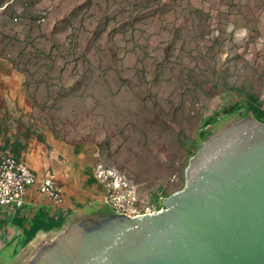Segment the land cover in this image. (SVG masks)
Instances as JSON below:
<instances>
[{"label":"rangeland","instance_id":"1","mask_svg":"<svg viewBox=\"0 0 264 264\" xmlns=\"http://www.w3.org/2000/svg\"><path fill=\"white\" fill-rule=\"evenodd\" d=\"M9 7L20 21L0 31V114L90 146L156 207L183 188L201 134L210 139L249 118L223 116L242 98L230 86L264 100V0H15ZM54 239L16 256L1 245L0 264H34Z\"/></svg>","mask_w":264,"mask_h":264},{"label":"water","instance_id":"2","mask_svg":"<svg viewBox=\"0 0 264 264\" xmlns=\"http://www.w3.org/2000/svg\"><path fill=\"white\" fill-rule=\"evenodd\" d=\"M34 264H264V123L202 143L163 210L86 218Z\"/></svg>","mask_w":264,"mask_h":264},{"label":"crops","instance_id":"3","mask_svg":"<svg viewBox=\"0 0 264 264\" xmlns=\"http://www.w3.org/2000/svg\"><path fill=\"white\" fill-rule=\"evenodd\" d=\"M10 15V12L5 16L3 13L1 21ZM14 133L16 130L0 128V158L12 153ZM39 136L21 138L15 157L37 176L38 183L41 178L53 176L63 187L65 203L55 205L39 191L37 183L28 188L21 208L0 206V246L13 247L14 252L28 235L35 234V237L26 247L33 241L56 239L71 225L86 218L115 214L104 201L102 187L94 178V167L101 162L97 153L88 145L70 144L51 133L43 132V141ZM47 227L51 229L46 231Z\"/></svg>","mask_w":264,"mask_h":264},{"label":"built area","instance_id":"4","mask_svg":"<svg viewBox=\"0 0 264 264\" xmlns=\"http://www.w3.org/2000/svg\"><path fill=\"white\" fill-rule=\"evenodd\" d=\"M10 3L11 0L4 4L0 1V14ZM94 178L102 187L104 199L116 215L136 218L164 209L144 201L137 181L116 167L98 162L94 168ZM175 178L173 176L172 181ZM37 183V176L26 164L9 154L0 158V206L13 205L21 208L28 188ZM38 184L39 191L55 205L61 206L65 203L63 187L53 176L41 178Z\"/></svg>","mask_w":264,"mask_h":264},{"label":"trees","instance_id":"5","mask_svg":"<svg viewBox=\"0 0 264 264\" xmlns=\"http://www.w3.org/2000/svg\"><path fill=\"white\" fill-rule=\"evenodd\" d=\"M8 1H10V0H8ZM8 1H6V2L1 1V3L4 4V3H7ZM14 2H15V0H11L10 4L12 5ZM10 4L0 14V31H1L2 27H7L8 25L13 26V25L18 24L20 21V18L15 16L14 12H11V10H13L14 8L9 7ZM8 12H10V14H11L10 17L8 19H7V17H5L1 21V17L3 15V13L5 16V14H7ZM38 23H41V21L39 20ZM3 24H5V25H3ZM229 88L233 92H235L238 96H242V98L238 99L232 105H230L229 107L224 109L222 111L223 116L229 117L235 113L246 112V114L250 118H254V119L264 123V100L261 99V97L257 93L240 90L238 88H235V86H230ZM207 126H208V124L205 127H207ZM33 127H34V125L25 121L23 118L15 120L13 118H8L7 116H3L2 114H0V128H4L6 131L7 130L8 131L16 130V133L13 134V136L15 138V145L11 146L10 150L12 151V153H9V155L12 156L13 158H15L17 161H19V160L15 156L17 155V150H18L19 146H21V145H19L21 138L29 139L32 134H37V135H40L38 137L39 140L43 141V138H42L43 132L47 133V131L35 130ZM48 133H51V132H48ZM207 140H208V137L205 136V134H201V144ZM198 150H199V148H197V150L193 153L191 158L196 155ZM167 196L168 195H166L165 197L167 198ZM161 208H164V207H161ZM62 222H63V218H62ZM50 229L51 228L47 227L46 231H49ZM37 231H38V229H37ZM34 237H35V234L26 236L24 238L23 242H21L19 244V247H18L19 249H16L14 256L18 255L20 250L25 248L34 239Z\"/></svg>","mask_w":264,"mask_h":264}]
</instances>
